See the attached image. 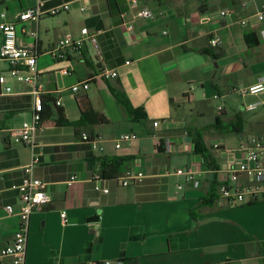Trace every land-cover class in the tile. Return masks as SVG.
I'll use <instances>...</instances> for the list:
<instances>
[{"label":"crops","instance_id":"1","mask_svg":"<svg viewBox=\"0 0 264 264\" xmlns=\"http://www.w3.org/2000/svg\"><path fill=\"white\" fill-rule=\"evenodd\" d=\"M139 2L135 7L130 0L41 1L45 11L64 4L69 10L27 24L37 42L29 33L19 36L21 46L37 50L44 92L63 103L50 105L52 117L37 131L34 148L4 132L32 122L34 86L10 77L8 65L0 62V77L7 78L0 86V249L19 230V216L6 211L9 205L20 208L12 186L28 176L25 168L38 158L32 176L47 183L52 201L31 217L26 264L120 259L126 264H264V243H233L226 239L232 229L212 214L246 208L257 225H264V201L234 207L219 203V188L229 180L226 168L236 163L225 150L252 137L264 141V106L247 110L250 104L264 103V93H241L264 74V22L257 19L264 0ZM31 6L29 0H0V24L19 21ZM143 8L150 11L149 17L141 15ZM83 28L97 35V47L87 40L68 49L62 60H54L51 50L58 41L68 34L79 38ZM245 34L256 35L259 44L250 48ZM214 38L220 40L216 48L210 44ZM2 43L0 30V48ZM63 69L71 75H63ZM107 70L118 76L107 78ZM82 82H89L88 91H71ZM3 87L12 88V93L4 95ZM88 106L108 123L87 122L82 109ZM212 106L231 107H219L215 113ZM59 108L71 126L53 123ZM135 110L144 112L137 116ZM232 125L240 133L221 129ZM195 130L215 158L217 171L195 151ZM85 133L99 141L104 152L82 141ZM123 134H136L139 140L117 148ZM235 134L236 146L210 141ZM167 141L170 153L165 151ZM103 158L130 159L120 177L142 172L144 180L129 187L104 180L99 161ZM190 167L201 172V186L185 184L179 190L183 178L175 171ZM71 177L76 181L69 186ZM243 232L248 234L247 229Z\"/></svg>","mask_w":264,"mask_h":264},{"label":"built area","instance_id":"2","mask_svg":"<svg viewBox=\"0 0 264 264\" xmlns=\"http://www.w3.org/2000/svg\"><path fill=\"white\" fill-rule=\"evenodd\" d=\"M20 2L21 0H12ZM32 6L23 11L20 15L19 21L8 22L4 21L0 24V30L3 34V43L0 48V62L8 65V75L18 82L30 84L34 86V115L32 122H25L21 128L5 129L6 136L14 139L17 143H22L28 147L34 148L36 146V133L43 127L40 125L43 111V87L39 84L38 71V55L34 48L23 47L19 43V36L21 34H28L34 41L37 40V34L28 31L27 24L30 22H39L45 16H55L59 13L69 10L67 4L58 6L51 10L45 11L43 9L42 0H29ZM132 6H139V0H130ZM143 17H149L150 11L143 8L141 11ZM223 16L226 12L222 13ZM1 18H5V14H1ZM257 19L264 22V5L257 13ZM130 30H134L131 25ZM79 38H74L71 34L66 35L58 41V43L51 50V55L54 60H62L65 57V52L71 47H80L87 40L92 42L97 47V35H92L88 28H83L80 32ZM262 40L264 41V30L261 32ZM37 42V41H36ZM36 44V43H35ZM212 47H218L220 40L214 38L210 42ZM62 74L69 76L71 71L63 69ZM104 75L107 78H116L117 72L107 70ZM6 76L0 77V86L6 85ZM90 89L89 82H82L75 84L71 91L79 93L80 91H88ZM2 93L9 95L12 93V88L3 87ZM243 95L258 96L264 93V74L259 78L258 83L241 91ZM57 106L62 107L61 100H57ZM264 106L263 102L250 104L247 110L254 112L260 107ZM155 127L158 123L154 124ZM82 141L88 142L93 150L97 152H104L103 147L100 146L99 141L92 138L89 134H82ZM139 140L136 134H123L118 140L116 147L121 148L123 143H133ZM220 146H216L219 148ZM165 151L170 153L171 146L169 141L166 143ZM227 156L233 155L236 163H233L226 172L229 180L219 188V203H225L230 206H242L253 204L259 201H264V141L258 137H252L248 140L242 141L235 148L226 149ZM40 161L35 158L33 162L25 168L28 176L22 179L20 184L12 186V190L18 192L20 199V208L16 210L12 205L6 207L9 215L19 216V230L14 235L13 241L6 247L0 249V264H26L27 258V244L30 233V223L32 215L51 203V198L47 191V183L36 179L32 176L34 166ZM175 175L182 177L183 181L178 184V189L182 190L185 184H190L198 189L201 186V172L194 170L192 167L179 169L175 171ZM245 177V180H243ZM145 178L144 173L129 172L121 176L116 181L123 187H129L141 183ZM76 178L71 177L67 182L69 186L75 183ZM97 190H100L97 188ZM105 194L109 193V189H104ZM64 224L67 223L66 214H62ZM101 264H126L125 260L105 261Z\"/></svg>","mask_w":264,"mask_h":264},{"label":"trees","instance_id":"3","mask_svg":"<svg viewBox=\"0 0 264 264\" xmlns=\"http://www.w3.org/2000/svg\"><path fill=\"white\" fill-rule=\"evenodd\" d=\"M245 40L247 42V45L251 47H255L259 44V40L256 35L254 34H245ZM210 53V52H209ZM216 58H221V54H215ZM43 111L40 113L41 116V123L40 125L44 127L45 122L50 121L52 114L50 111V105L57 106V100L55 98H52L49 93H45L43 96ZM47 111H49V114H47ZM144 111L143 110H135L134 114L135 115H140ZM82 115L87 120V122L92 123V124H100L104 125L108 123V120L105 116L99 115L93 111V109L88 106L82 109ZM145 118V115H144ZM53 123L56 126L59 127H69L71 126V122L66 118L64 114V110L59 108L57 111L56 119L53 121ZM222 131H230L234 133H240V130L237 129L235 126H229L226 128H221ZM164 145V144H163ZM194 145H195V151L201 152L202 158L204 163L207 165V167L213 171H217L218 167L215 164L216 160L214 157H212L208 151L206 150V144L199 132L195 130L194 134ZM163 149V147H162ZM101 163V169H100V176L106 180V181H111V180H117L120 175H121V170L123 168V165L128 163L130 159H122L118 160L115 158H103L99 160ZM210 199V202L214 201V197L212 196ZM251 205V204H249Z\"/></svg>","mask_w":264,"mask_h":264},{"label":"rangeland","instance_id":"4","mask_svg":"<svg viewBox=\"0 0 264 264\" xmlns=\"http://www.w3.org/2000/svg\"><path fill=\"white\" fill-rule=\"evenodd\" d=\"M73 94V93H72ZM213 111L218 113L219 107H225L227 111L230 110L231 106H212ZM242 106H239V108ZM196 120V118H194ZM205 121H209L208 119ZM211 143L215 144L221 143L226 144L228 146H236L239 142L238 135H233L232 138L228 139L224 136H217L211 138ZM213 216L222 219V221H226V227H230L232 229V236H226V239L232 241L233 243L241 242H251L256 245H261L264 243V225L258 224L254 222V215H250L246 211V208H234L232 210H220L213 211ZM225 226V225H224ZM244 229L248 230V234L245 235L243 232Z\"/></svg>","mask_w":264,"mask_h":264},{"label":"water","instance_id":"5","mask_svg":"<svg viewBox=\"0 0 264 264\" xmlns=\"http://www.w3.org/2000/svg\"><path fill=\"white\" fill-rule=\"evenodd\" d=\"M94 219V218H93Z\"/></svg>","mask_w":264,"mask_h":264}]
</instances>
